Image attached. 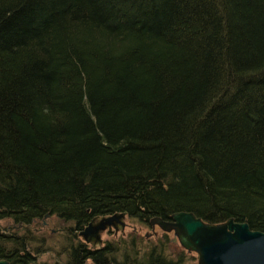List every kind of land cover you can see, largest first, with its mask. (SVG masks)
<instances>
[{"label":"trees","instance_id":"1","mask_svg":"<svg viewBox=\"0 0 264 264\" xmlns=\"http://www.w3.org/2000/svg\"><path fill=\"white\" fill-rule=\"evenodd\" d=\"M178 211L264 232V0H0V259L48 264V214L64 264H179L79 236Z\"/></svg>","mask_w":264,"mask_h":264},{"label":"water","instance_id":"2","mask_svg":"<svg viewBox=\"0 0 264 264\" xmlns=\"http://www.w3.org/2000/svg\"><path fill=\"white\" fill-rule=\"evenodd\" d=\"M48 214L44 218H48ZM125 215L115 213L92 219L80 232L84 242H100V232L114 226L117 231L125 227ZM152 229L157 225L163 232H172L187 252L197 254V264H264V232L253 230L246 221L229 218L210 223L189 211L173 213L169 219L152 217ZM0 264H9L0 259Z\"/></svg>","mask_w":264,"mask_h":264},{"label":"rangeland","instance_id":"3","mask_svg":"<svg viewBox=\"0 0 264 264\" xmlns=\"http://www.w3.org/2000/svg\"><path fill=\"white\" fill-rule=\"evenodd\" d=\"M123 220L125 227L119 229L116 233L113 228H109L101 233V244L113 238L118 239L121 236L128 237L131 235V232H135L142 238L143 246L162 240L168 248V256L172 259H181L179 264H197V254L195 252H187L177 241H173L174 236L172 232H163L157 225L152 229L148 222H139L128 216H125ZM12 224L14 223L10 219L0 220V227H7ZM69 225L71 224L57 220L48 221V218H44L42 226L29 225L26 227V229L30 228L27 230L29 233L23 230L25 227H20L21 225H16L15 227L17 228H14V230H17L19 235H25L27 233L34 240L31 246L34 248L40 247L41 251L37 255L38 262L64 264L67 260V255L63 249L68 245L65 234ZM8 228L7 230L1 228V231L3 233H14L13 229Z\"/></svg>","mask_w":264,"mask_h":264},{"label":"flooded vegetation","instance_id":"4","mask_svg":"<svg viewBox=\"0 0 264 264\" xmlns=\"http://www.w3.org/2000/svg\"><path fill=\"white\" fill-rule=\"evenodd\" d=\"M109 228H113V230L115 231V233L119 230V229H118V230L116 231L114 226H110V227H107L105 230L101 231V233H103L104 231L108 230ZM101 233H100V237H101ZM101 242H102V240L100 241L99 244H101ZM99 244H96V245H99ZM96 245H93V246H96Z\"/></svg>","mask_w":264,"mask_h":264},{"label":"bare ground","instance_id":"5","mask_svg":"<svg viewBox=\"0 0 264 264\" xmlns=\"http://www.w3.org/2000/svg\"><path fill=\"white\" fill-rule=\"evenodd\" d=\"M167 233H169V232H167Z\"/></svg>","mask_w":264,"mask_h":264}]
</instances>
